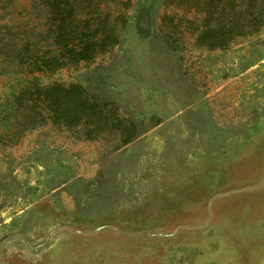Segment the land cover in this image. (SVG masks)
<instances>
[{
  "label": "rangeland",
  "instance_id": "374dc122",
  "mask_svg": "<svg viewBox=\"0 0 264 264\" xmlns=\"http://www.w3.org/2000/svg\"><path fill=\"white\" fill-rule=\"evenodd\" d=\"M128 1L108 52L0 73V101L29 79L76 83L135 130L42 124L0 145V264H264V23L207 48L186 5Z\"/></svg>",
  "mask_w": 264,
  "mask_h": 264
},
{
  "label": "trees",
  "instance_id": "16d2710c",
  "mask_svg": "<svg viewBox=\"0 0 264 264\" xmlns=\"http://www.w3.org/2000/svg\"><path fill=\"white\" fill-rule=\"evenodd\" d=\"M14 1L0 0V73L30 75L92 61L111 50L119 41L129 3L27 0L22 19L16 20L11 15ZM166 3L186 5V10L193 14L181 26L190 30L197 45L207 48L225 47L236 36L248 35L264 23V0ZM166 16L163 12L160 19ZM42 124L73 131L81 128L85 138L116 135L121 142L129 140L135 131L131 121L104 100L81 91L76 83L40 84L29 79L10 89L0 101V145L11 143L26 128Z\"/></svg>",
  "mask_w": 264,
  "mask_h": 264
}]
</instances>
